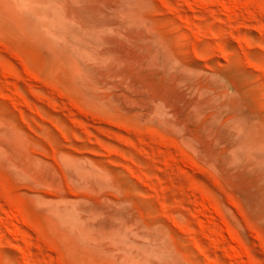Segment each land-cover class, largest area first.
Here are the masks:
<instances>
[{"label": "rangeland", "instance_id": "374dc122", "mask_svg": "<svg viewBox=\"0 0 264 264\" xmlns=\"http://www.w3.org/2000/svg\"><path fill=\"white\" fill-rule=\"evenodd\" d=\"M0 264H264V0H0Z\"/></svg>", "mask_w": 264, "mask_h": 264}]
</instances>
